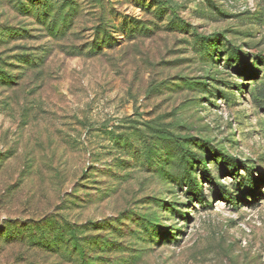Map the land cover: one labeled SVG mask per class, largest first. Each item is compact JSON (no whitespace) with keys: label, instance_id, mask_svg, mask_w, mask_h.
Segmentation results:
<instances>
[{"label":"rangeland","instance_id":"374dc122","mask_svg":"<svg viewBox=\"0 0 264 264\" xmlns=\"http://www.w3.org/2000/svg\"><path fill=\"white\" fill-rule=\"evenodd\" d=\"M0 264H264V0H0Z\"/></svg>","mask_w":264,"mask_h":264},{"label":"trees","instance_id":"16d2710c","mask_svg":"<svg viewBox=\"0 0 264 264\" xmlns=\"http://www.w3.org/2000/svg\"><path fill=\"white\" fill-rule=\"evenodd\" d=\"M233 55H234V54H233ZM233 55H230V58H229V59H231V57H232ZM229 64H230V63H228V65H229ZM257 72H258V70L256 69V70H255V73L253 72V75L256 76V75L258 74ZM228 97H229V96H228ZM229 99H230V100H234V97H233V98H229ZM185 155H186V154H185ZM230 162H231V163H230L231 165H235V166L237 165V162L234 161V160H231ZM190 182H191V188H192V189H198V188H199V184H198V182L195 181V179H191ZM254 186H256V183L252 182V183H251V187H254ZM227 198H229L230 201L232 200V199L230 198V196L227 197ZM82 252H83V250H82Z\"/></svg>","mask_w":264,"mask_h":264}]
</instances>
